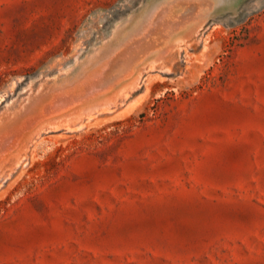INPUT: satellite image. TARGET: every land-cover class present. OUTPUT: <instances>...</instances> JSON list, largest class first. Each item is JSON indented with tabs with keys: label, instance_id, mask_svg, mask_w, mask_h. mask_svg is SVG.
I'll return each instance as SVG.
<instances>
[{
	"label": "rangeland",
	"instance_id": "374dc122",
	"mask_svg": "<svg viewBox=\"0 0 264 264\" xmlns=\"http://www.w3.org/2000/svg\"><path fill=\"white\" fill-rule=\"evenodd\" d=\"M0 264H264V0H0Z\"/></svg>",
	"mask_w": 264,
	"mask_h": 264
}]
</instances>
